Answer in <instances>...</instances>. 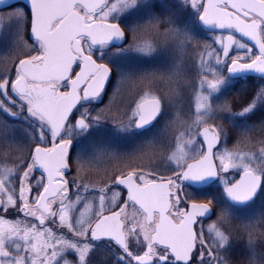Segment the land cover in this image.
Wrapping results in <instances>:
<instances>
[{
    "label": "snow or ice",
    "instance_id": "snow-or-ice-1",
    "mask_svg": "<svg viewBox=\"0 0 264 264\" xmlns=\"http://www.w3.org/2000/svg\"><path fill=\"white\" fill-rule=\"evenodd\" d=\"M153 8L0 12V264H264V0Z\"/></svg>",
    "mask_w": 264,
    "mask_h": 264
},
{
    "label": "trees",
    "instance_id": "trees-1",
    "mask_svg": "<svg viewBox=\"0 0 264 264\" xmlns=\"http://www.w3.org/2000/svg\"><path fill=\"white\" fill-rule=\"evenodd\" d=\"M172 9L170 8L168 10V12H170ZM157 14L159 15H163L164 13L161 11V12H157ZM131 19V18H130ZM136 19V18H134ZM134 19H131L132 21ZM131 23V21H129ZM4 45H5V42L3 39L0 40V57H3L4 55H6L9 51H7L6 53V50H4ZM7 46V45H6ZM161 61H164V58L161 57L160 59H158L156 62H154L153 64L151 63V65H155V67H158L160 66L161 64H163ZM132 66L134 68H138V69H146L148 68L149 66V62H137V61H132L131 62ZM190 83V81H189ZM132 100H133V94L128 92V91H125L121 96H118L113 104V112H118V111H123L125 110L129 105L132 104ZM107 102V101H106ZM188 101H184L183 100V106L185 108L186 107V104H187ZM231 146V145H230ZM241 147H244V145H241ZM98 175H102L101 174H97V173H90L89 174V180L90 181H93V182H97L98 181ZM215 218V217H214Z\"/></svg>",
    "mask_w": 264,
    "mask_h": 264
},
{
    "label": "rangeland",
    "instance_id": "rangeland-1",
    "mask_svg": "<svg viewBox=\"0 0 264 264\" xmlns=\"http://www.w3.org/2000/svg\"><path fill=\"white\" fill-rule=\"evenodd\" d=\"M171 1L173 3L176 2V0H171ZM15 6L16 7H11V8H20V7H18V5H15ZM11 8H9L7 10H4V11H9V10H11ZM20 9H23V8H20ZM0 12H3V11H0ZM143 38L148 40V41H151V36L146 35ZM1 39H3L4 42H5V45H4L3 48H4V50H6V53H7V51L11 50V46H12V43H13V38H12V36L10 34H7V35H0V40ZM147 62H149V66L146 69H150V68L155 67V65H153V66L151 65V63H154V61H151V63H150V61H147ZM161 62L164 63V61H161ZM195 80H196L195 76L191 77L190 80H189L190 84L194 83ZM158 86H162V85H158ZM183 100L184 101H188L187 104H186L187 108H185V109L186 110L190 109L192 112H194L195 111V104H196V92L191 87H189L188 92L184 96ZM213 220H215V218H213ZM209 222H211V221H209Z\"/></svg>",
    "mask_w": 264,
    "mask_h": 264
},
{
    "label": "flooded vegetation",
    "instance_id": "flooded-vegetation-1",
    "mask_svg": "<svg viewBox=\"0 0 264 264\" xmlns=\"http://www.w3.org/2000/svg\"><path fill=\"white\" fill-rule=\"evenodd\" d=\"M152 4L154 6L153 10L156 13L162 11L164 14L168 13V10L171 8L172 5L171 0H152ZM131 19H129V21L133 22Z\"/></svg>",
    "mask_w": 264,
    "mask_h": 264
},
{
    "label": "water",
    "instance_id": "water-1",
    "mask_svg": "<svg viewBox=\"0 0 264 264\" xmlns=\"http://www.w3.org/2000/svg\"><path fill=\"white\" fill-rule=\"evenodd\" d=\"M23 1L27 4V0H8L9 5H12L16 2ZM8 6L0 5V10L6 9Z\"/></svg>",
    "mask_w": 264,
    "mask_h": 264
}]
</instances>
